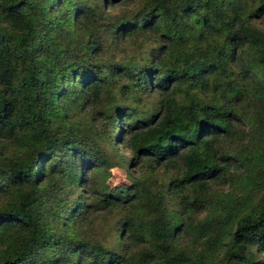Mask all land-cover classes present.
I'll return each mask as SVG.
<instances>
[{
	"label": "trees",
	"instance_id": "16d2710c",
	"mask_svg": "<svg viewBox=\"0 0 264 264\" xmlns=\"http://www.w3.org/2000/svg\"><path fill=\"white\" fill-rule=\"evenodd\" d=\"M202 1L211 0H144L126 20L121 12H105L122 0H0V264H201L186 262L175 248L160 188L128 186L130 212L118 230L126 232L129 245L148 237L134 257L101 240H84V217L93 209L84 202L89 190L74 203L65 198L87 180V170L110 164L109 152L95 141L111 144L109 126L122 117V85L116 81L122 76L131 81L124 92L155 90L159 96L158 113L126 130L132 162L153 166L177 157L174 180L192 188L227 171L228 158L215 140L233 129L237 107L245 114L252 97L258 98L247 87L245 77L253 71L241 54L249 47L264 65V29L251 23L254 13L264 11V0L199 9ZM192 14L195 26L222 27L226 46L209 49L200 38L204 29L185 34L184 21ZM144 32L160 44L143 68L97 57L105 41L110 46L122 35ZM78 106L92 108L95 128L73 119ZM95 192L104 208L120 202L110 192ZM182 202L185 210L189 205ZM229 241L219 264H264L251 249L264 250V191L254 210L235 217Z\"/></svg>",
	"mask_w": 264,
	"mask_h": 264
},
{
	"label": "rangeland",
	"instance_id": "374dc122",
	"mask_svg": "<svg viewBox=\"0 0 264 264\" xmlns=\"http://www.w3.org/2000/svg\"><path fill=\"white\" fill-rule=\"evenodd\" d=\"M234 1L236 0L202 1L199 9L211 3L228 9ZM143 2L144 0H122L121 3L110 4L105 10L106 16L111 17L121 12L123 19L133 20ZM249 2L251 1L248 0ZM253 8L254 4L252 3L248 10ZM97 14H100L99 9H97ZM254 14L251 19L252 26L264 29V11ZM194 17L195 14H192L184 21L185 34L196 30L198 35L200 30L204 29V35L200 38L207 39L209 49L218 47L225 41L226 32L222 27L220 30H216L217 23H214L212 28H204V25L195 26ZM199 17H202L201 14ZM197 35L187 37L192 42H198ZM120 40H122L121 43H119ZM107 43L104 42L98 58L107 61L111 59L115 63L120 61L128 64L134 63L142 68L149 62L154 48L160 44L159 40L153 37L150 32L122 35L117 43L112 42L110 46H107ZM227 43L223 44L226 46ZM241 56L244 66L253 71L250 78L245 77L247 87L251 88L250 92L257 90L258 98L256 100L252 97L253 105L245 114L237 107L236 118L233 119V129L225 136H219L215 140L214 146L218 150L222 149L228 158L227 171L219 177L204 179L203 187L192 188L187 182L181 186L177 184L174 176L178 174L181 166L177 157L167 164H153V166L142 164L141 167H139L140 162L130 160V153L124 141L126 130L136 124L146 122L148 118L151 119L158 113L159 96L155 90H146L145 92L132 90L130 93H126L124 85L131 81L124 76L117 78L118 84L122 85L118 99L122 103V113H120L122 117H118L115 125L109 126L108 135L111 138V144L105 145L101 139L95 141L100 145L101 150L104 147L109 152L107 154L110 164L97 165L91 171L87 170L85 173L87 180L79 183L78 188L67 194L65 198L68 205L74 203L78 194H87L88 192H85L84 189L90 191L89 196L84 198V202L86 204L92 202L93 209L84 217L85 230L81 233L82 237H86L84 240H101L107 246L117 247L123 255L132 257L142 247H145L147 235L143 240L129 245L128 239H125L126 232L122 229L121 236L118 230V226L120 227V224L127 220L130 212L128 209L130 201L128 186L133 182L145 183L144 185L152 190L160 188L165 214L169 217L171 228H173L171 238L175 248L185 254L186 262L191 263L197 260L201 264H219L225 250L229 247L230 230L234 226L235 217L240 213L254 210L264 191V145L262 144L264 137V84H258L260 78L264 77V65L255 59L254 53L249 47H243ZM149 75L147 79L150 82ZM153 82L155 84L156 79ZM252 82L255 87H251ZM73 113V119L78 121V125L91 124L93 128L96 127L97 123L92 121L93 110L91 107L78 106L73 109ZM115 136H117V142L114 140ZM91 191L95 193L110 192L119 198L120 202L110 209L104 208L93 198L94 195ZM84 194L83 196H85ZM193 198L195 201L189 205L188 201L192 202ZM182 200H184L185 206L189 205L185 210ZM208 222L213 225V229L207 225ZM203 224L207 226L203 227ZM59 246L62 245L59 244ZM251 249L255 252L257 259L264 258V250H258L255 246H251ZM234 251L239 253L241 248L234 247ZM229 264L246 263L232 259Z\"/></svg>",
	"mask_w": 264,
	"mask_h": 264
}]
</instances>
